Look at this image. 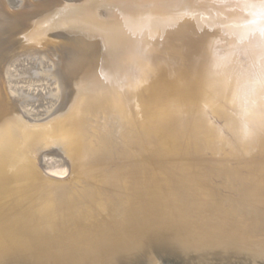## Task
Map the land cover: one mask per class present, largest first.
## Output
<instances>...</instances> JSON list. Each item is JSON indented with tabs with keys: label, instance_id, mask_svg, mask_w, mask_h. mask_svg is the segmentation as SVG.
Instances as JSON below:
<instances>
[{
	"label": "bare ground",
	"instance_id": "obj_1",
	"mask_svg": "<svg viewBox=\"0 0 264 264\" xmlns=\"http://www.w3.org/2000/svg\"><path fill=\"white\" fill-rule=\"evenodd\" d=\"M262 27L261 0H0V258L115 264L152 236L264 258ZM17 55L53 62L43 118Z\"/></svg>",
	"mask_w": 264,
	"mask_h": 264
},
{
	"label": "rangeland",
	"instance_id": "obj_2",
	"mask_svg": "<svg viewBox=\"0 0 264 264\" xmlns=\"http://www.w3.org/2000/svg\"><path fill=\"white\" fill-rule=\"evenodd\" d=\"M82 23H84V26L87 25V29H84V30H87L88 33H91V34H94L95 36L100 37L99 33L96 34V32L98 31L96 27L93 25V23L91 22L87 23V22H84L83 20H79L78 25L83 26ZM88 25H91V26H88ZM91 29H92V32L90 31ZM191 54L196 55L198 53L191 52L190 55ZM32 57L30 56L20 57V55L13 57L10 61H8L7 66L4 69V77L6 80V85L7 86L9 85L8 87L11 88V94L17 97L18 104L20 103L19 105L22 106V107L19 106L23 110L21 111L26 113L28 117L30 118H34V117L43 118L45 117V115H47V110H50V108L54 107L53 109H51L54 111L58 105V101L55 102V104L57 103L56 105H54V103L52 104V102L49 101L52 99V97H53V100L57 99L56 96L52 95L53 91L54 92L57 91L56 90L57 87L54 85L55 77L51 73L52 70H50V67H49L53 64V62H51L52 61L51 58L47 56L37 57L38 59L35 56H32ZM101 57H106V56H101ZM29 58L32 60L30 61ZM107 58H103V60L101 58L100 60H97V62L99 63V61H103V62L105 61L106 63L105 62L104 63L107 66L108 62L111 63V59L109 60V58H108V61H106ZM56 59L60 60L61 56H58ZM100 64L102 65L103 63H100ZM100 64L96 66L99 67ZM103 67L101 69H104ZM101 69L99 70L100 71L99 72L96 67V69L91 71L92 75L90 73L86 77V80L90 81L92 78H94L93 76L96 75L97 71H98L97 74H101ZM29 70L31 71L30 73H29ZM32 73H35L34 74L35 76ZM29 75L31 76L33 75L34 77H31ZM89 76H91V79L89 78ZM86 80H84L83 82H87ZM54 87H55V90H53ZM45 95H48V96H45ZM44 96L46 98H43ZM31 97L33 98V100ZM51 104L52 106H50ZM40 111L45 112L44 113L45 115L43 116V113ZM41 113H42V116H37V115H40ZM47 158H49L48 162H49V165L52 167V171L50 172L51 174H54L57 177L66 176L68 174L67 168L65 166L60 167L61 165H64L63 156H60L59 154L57 155L51 154ZM159 248L169 249L179 254L172 253V252L171 253L160 252L159 254H157V249L159 250ZM155 255L159 260L162 261L163 264H264V258L259 259L258 257L257 258L250 257V256L247 257L246 255L245 257L242 255H237L233 252L223 253L220 249H214L212 251H206V252L203 251L201 255L193 251L190 252L189 254L187 253L183 254L182 252H180L178 248L164 241L163 238L161 237L154 238L153 236L146 239L145 246L142 249H139L131 253H124V252L120 253L116 257L115 264H125V263L126 264H150L152 257H154ZM26 261H29V260H25L22 257H16L12 255L7 256V257L3 256L0 258V264H30L29 262H26Z\"/></svg>",
	"mask_w": 264,
	"mask_h": 264
},
{
	"label": "snow or ice",
	"instance_id": "obj_3",
	"mask_svg": "<svg viewBox=\"0 0 264 264\" xmlns=\"http://www.w3.org/2000/svg\"><path fill=\"white\" fill-rule=\"evenodd\" d=\"M261 3L264 4V0H261ZM261 35L264 36V27L260 29ZM261 83H264V80L261 81Z\"/></svg>",
	"mask_w": 264,
	"mask_h": 264
}]
</instances>
